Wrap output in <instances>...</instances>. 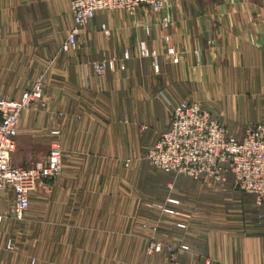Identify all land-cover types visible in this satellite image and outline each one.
Returning a JSON list of instances; mask_svg holds the SVG:
<instances>
[{
    "label": "crops",
    "instance_id": "1",
    "mask_svg": "<svg viewBox=\"0 0 264 264\" xmlns=\"http://www.w3.org/2000/svg\"><path fill=\"white\" fill-rule=\"evenodd\" d=\"M72 25L70 0H0V94L17 98L45 82L42 100L21 114L13 163L44 159L55 139L64 150L63 173L31 193L24 228L41 241L25 249L45 257L38 264H64L66 255L70 264H129L121 259L147 256V225L157 223L159 239L189 246L181 264L264 263L263 209L233 187V175L223 185L174 177L144 158L180 99L235 96L233 110L246 112L239 137L264 119V0L100 11L61 51ZM104 55L100 76L93 63ZM9 252L0 249V264H30ZM141 264L169 262L164 251Z\"/></svg>",
    "mask_w": 264,
    "mask_h": 264
},
{
    "label": "built area",
    "instance_id": "2",
    "mask_svg": "<svg viewBox=\"0 0 264 264\" xmlns=\"http://www.w3.org/2000/svg\"><path fill=\"white\" fill-rule=\"evenodd\" d=\"M70 1L74 24L62 44L64 50L77 43L86 25L100 11L123 10L135 14L139 7L147 6L159 12L176 0ZM164 22L168 25L167 17ZM146 53L142 45L141 54ZM168 53L174 61L180 60L174 46H169ZM93 65L97 75L107 73L106 60L94 61ZM44 90L45 83L38 80L17 98L0 95V224L5 217L1 210L3 191H12L15 214L22 218L30 206L32 191L63 169L62 149L58 142L53 143L46 158L31 166L13 163L21 114L42 100ZM59 132L57 129L56 133ZM147 157L162 170L221 185L228 182L231 174L233 187L254 194L256 204L264 208V119L250 123L243 136L238 137L201 103L178 102L171 113V127L149 148ZM183 248L187 246L183 245ZM172 260L178 264L173 246Z\"/></svg>",
    "mask_w": 264,
    "mask_h": 264
},
{
    "label": "rangeland",
    "instance_id": "3",
    "mask_svg": "<svg viewBox=\"0 0 264 264\" xmlns=\"http://www.w3.org/2000/svg\"><path fill=\"white\" fill-rule=\"evenodd\" d=\"M73 24H74V20H73ZM72 27H73V25L71 26L68 34L70 33ZM83 33H84V30H83L82 34ZM68 34H67V36H68ZM72 47H74V46H72ZM72 47L69 50H64V49H62V45H61V51L62 50L63 51H70L72 49ZM146 52H147V50H146ZM178 54H179V52H178ZM147 55H148V53H146V55H144V56H147ZM180 57H181V55L179 54V58ZM100 60H106L109 63V59L106 55H104L103 57L96 59L94 61H100ZM38 80H43V79H42V77H39L38 79H36L34 81V83ZM43 82H44V80H43ZM0 95H2V94H0ZM206 95L204 97L205 99H202V100L195 99V101L201 103L203 105V107L208 109L209 111H211V113L215 117H217L218 119L220 118L219 120L221 122H223L224 124H226L227 126H229L230 130L235 135H237V133L239 131L241 132L243 130L242 129L243 124L245 122L244 118L246 117L245 116L246 112H244L243 110L238 111V112L233 110L234 105L232 104L231 100H232V97H235V96H231V95H225V96L222 95L221 96L218 94H213V92H211V91H210V93H208L209 96H206ZM182 101H189V100L188 99H180V100L176 101L172 105V111L175 108V106L178 104V102H182ZM189 102H191V101H189ZM172 111H171V113H172ZM170 119H171V115H170ZM228 120L231 123H234V124L236 123L238 125V127L236 128L235 125L232 127L231 123L230 122L228 123ZM147 127H148L147 125H143L142 129H145ZM57 129L58 128H55L52 130L53 134H58V133H56ZM237 129H239V131H237ZM161 134H160V136H161ZM160 136L158 137V139L160 138ZM158 139L151 146H149L147 148V150L145 151V153H144L145 159H148L150 161V159L147 157V152H148L150 147H152L155 143H157ZM54 142H58L60 144L61 149H62V158H63L64 150H63L62 143L60 142L59 139H55L52 141L51 147H52ZM50 150H51V148H50ZM47 155L44 158H46ZM130 163H131V160L126 161L127 166H129ZM156 168H158V167H156ZM63 170H64V160H63L62 171L58 175H56L55 177H52V178H50L46 181H43L41 183H45V182H48L49 180L56 179L57 177H59L63 173ZM159 170H162V169L159 168ZM167 172H169V175H171V173H172L173 176L176 174L173 171H167ZM173 173H175V174H173ZM178 175H184L186 177H190V176H187L185 174H176L174 177H178ZM190 178H193V177H190ZM171 183L174 184V179H173V182L171 181ZM40 184L32 192L37 190L39 188ZM167 186L169 188V185H167ZM243 192H245V191H243ZM3 193H5V194L2 197L3 198L2 206L4 209V211H2V213L4 214L5 217H4L3 222L0 224V249H6V250L10 251L9 252L10 255H12L13 253L14 254H16V253L21 254L24 263L30 262V264H36V262H37V264H38V263L44 262L45 257L33 256L30 254V252L27 251V249H25L28 245H29L28 247H32V248L40 247V241L41 240H39L37 237H36L37 240H35V238H30V236L27 235L26 230L24 228V216L22 218H18L15 214L14 197H13L12 191L11 190H5V191H3ZM171 200L173 202L179 201L178 199H175V198H171ZM30 202H31V198H30ZM261 208L263 209V212H264V208L263 207H261ZM165 210L167 212H173V209H170V208H165ZM24 215H25V213H24ZM261 216H264V213H261ZM147 226L150 229V232L147 235V239H146L145 253L147 256L141 255L139 257L138 256H129L127 258L123 257L121 259V261L124 263H129V264H141V263H145L146 259H150V258H152V256L158 255L160 252L165 251L167 254V259H168L169 264H174V260H172V246H173L175 248V251H176V261L178 262V264H181V262L179 260V253H180V251L188 249L189 246L187 244L176 245V244H173L172 241L159 239L158 235H159L160 229H159V225L157 223L150 224V225L148 224ZM182 226H185V224ZM31 243H36L37 246H33ZM44 243H46V245H47L48 242L44 240L43 245H44ZM183 245H186L187 248H183ZM158 246H160V248H157ZM163 256L166 259V256L165 255H163ZM69 259H70L69 255H66L64 257V262H65L64 264H70L68 262ZM80 262H81V260H79V258L76 257L75 260L73 261V264H82ZM113 262L115 263V259ZM262 264H264V263H262Z\"/></svg>",
    "mask_w": 264,
    "mask_h": 264
},
{
    "label": "trees",
    "instance_id": "4",
    "mask_svg": "<svg viewBox=\"0 0 264 264\" xmlns=\"http://www.w3.org/2000/svg\"><path fill=\"white\" fill-rule=\"evenodd\" d=\"M173 174H175V173H173ZM176 175V174H175ZM178 176H181V175H178ZM192 179H194V178H192Z\"/></svg>",
    "mask_w": 264,
    "mask_h": 264
}]
</instances>
